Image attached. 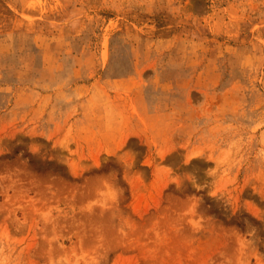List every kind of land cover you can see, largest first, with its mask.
I'll use <instances>...</instances> for the list:
<instances>
[{"label": "rangeland", "instance_id": "rangeland-1", "mask_svg": "<svg viewBox=\"0 0 264 264\" xmlns=\"http://www.w3.org/2000/svg\"><path fill=\"white\" fill-rule=\"evenodd\" d=\"M0 264H264V0H0Z\"/></svg>", "mask_w": 264, "mask_h": 264}]
</instances>
